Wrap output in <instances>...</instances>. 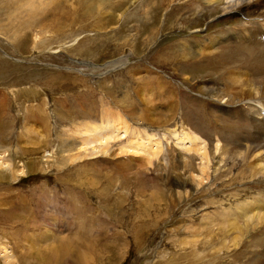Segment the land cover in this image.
I'll return each mask as SVG.
<instances>
[{"label": "rangeland", "instance_id": "rangeland-1", "mask_svg": "<svg viewBox=\"0 0 264 264\" xmlns=\"http://www.w3.org/2000/svg\"><path fill=\"white\" fill-rule=\"evenodd\" d=\"M22 1L15 17L0 8V264H264L260 231L226 246L209 232L196 234L207 231L208 214L216 211L209 199L237 187L258 191L255 179L227 186L212 165L206 187L197 190V150L187 153L189 141L162 132L184 120L198 147H231L222 164L240 170L242 127L223 111L226 86L200 89L211 88L222 68L212 64V53L184 49L188 60L178 46L201 40L206 47L211 33L243 17L215 5L186 12L195 13L187 25L177 21L185 8L173 1ZM35 6L55 25L22 30L27 20L39 22ZM33 85L34 97L22 91ZM173 103L179 110L166 123ZM116 116L159 139L160 154L145 155L152 164L137 159L127 166L129 155H111L135 142L130 132L112 141L109 154L93 153L99 142L81 145L87 123L103 126ZM183 153L193 156L186 172L176 162ZM183 179L191 185L180 187ZM180 189L189 192L182 201L172 194Z\"/></svg>", "mask_w": 264, "mask_h": 264}, {"label": "bare ground", "instance_id": "bare-ground-1", "mask_svg": "<svg viewBox=\"0 0 264 264\" xmlns=\"http://www.w3.org/2000/svg\"><path fill=\"white\" fill-rule=\"evenodd\" d=\"M49 1L50 6H54L60 0ZM62 1L66 2V0ZM165 1L167 4L172 3V1L176 2V5L178 6L177 9H179V7L185 8L181 12L182 21L177 20L179 21L178 23L182 24H187L191 19L192 14H195L193 12L187 17H183L186 12H191L196 9L200 11V8L202 9V7L208 8L209 6L215 5L223 6L222 11L224 14H239L243 17L239 23H235V26L220 28L214 34L211 33L206 47L200 44L201 40L198 43L188 42L190 47H188L187 44H184V46H178L179 50H182L184 57H187L183 52L184 49L191 50V52L198 51L201 53L200 51H206V53H212V64L217 63V65L222 68L218 73L212 72L213 79L210 81V85L212 84L211 88L200 86V89L204 88L206 91H212L214 89L213 86L219 83H224L226 86V90L224 91H226L227 94H225V96L220 95L219 97L220 100L225 97L224 100L221 101V103H223L222 105H224L223 111L226 114L225 116H227L228 121L234 120V123L240 124L242 127L240 140L237 138L240 141L238 144L240 149L236 150L237 157H239L238 168H240V170L236 174H233L230 170L231 168H226L227 165L223 166L222 164V162L225 161L224 159L226 155L232 153L231 147L220 144V142L216 145L214 153H212L209 145L198 147L197 145L200 140L199 137L196 136L191 128L185 124L184 120H176L168 127L162 129V132L168 135L170 134L182 138V142L189 141L190 145L185 147L187 153L193 152L195 155L197 150V156H199L201 162L198 167L199 174L195 173L194 175L195 180L198 181L197 190L206 187L205 183L211 178V172L209 170L212 165L214 166V176L217 177V174L224 176L225 178L223 182H225L227 186H230L231 183L234 182L243 183L245 180H243V178L245 177L246 179L253 177L255 179L254 181L258 183L260 186L258 191H254L248 186L244 188L237 187L234 191L226 193L227 195L223 194L224 196H216L209 199V203H212L219 208L213 205L216 208V211H213L210 216V213L208 214L207 218L209 221L205 226L207 231L198 228L196 233L199 236L206 237L209 232L211 240L221 239L225 246L233 240L235 241V244L236 242L240 244L243 242L244 235L248 236L250 231L257 230L264 234V0H163V2ZM22 4V0H6L5 4H0V8L9 9L10 13H13L11 16L15 17L20 13ZM33 9L36 11L34 10L32 14L36 15L39 22L38 20L36 23L32 20H27V22L22 25V30L32 29L33 31V29H36L39 24H45L44 21H48V24L45 26L52 27L55 25L50 21L51 19L46 11H41L38 6H35ZM249 9H251L250 14ZM28 16H30V14ZM33 17L34 16H32V18ZM178 19H180V16ZM187 25H189V23ZM183 27H185V25H183ZM55 28L59 31L61 29L58 25H56ZM186 59H188V57ZM124 61L125 60L122 59L117 67L111 68V70L117 69L120 64L122 66V64L125 63ZM29 81L30 80L25 83H28ZM33 86L34 87L30 88H22V91H24L26 95L30 92L32 94H30L31 97H34L39 90L37 89V86ZM19 93H21L20 90ZM27 98H29V96H27ZM173 105L175 104L173 103ZM173 105L169 106L167 108L168 111L164 112L166 123L168 122V116L174 115L177 110H179L180 104ZM177 106L178 108H176ZM124 120L121 117L116 116L112 120L107 121L103 126L97 125L95 122L87 123L89 126L85 131V142L81 145L85 144L87 146L88 144L99 142V144L94 143L95 145L93 146H95V148L92 150L93 153L98 154L101 152L102 154H109L112 150V145H110L112 141H115L116 139L118 140L123 134L128 135L130 132L133 133L130 135L132 138L134 137L135 140H133L135 142L119 146L120 148L114 149L111 155H115L116 157H118L120 153L129 155L130 157L125 159L127 161V166L130 162H135L137 159L146 165L152 164L148 162L149 159L146 158L145 155L148 154V156L154 158L156 157V153L160 154V148L162 145L159 144V139L155 137V135H152V133L148 135L147 133H139L137 131L139 130L138 128L134 127V129H132L133 126L131 127L130 124H126L127 121ZM156 120L162 121L161 119L154 117L151 121ZM234 126L235 125H233V127ZM122 131L123 133H121ZM71 145H67V150L72 149ZM99 145L100 148L96 150V147ZM234 152L235 151H233V153ZM184 155L185 156L181 161L176 160V162L181 164L182 169L186 172L187 168L191 166L193 156H186L187 154ZM172 170L175 171L174 169ZM190 173L192 174V172ZM226 177H228L229 180H227ZM111 184L114 185L113 180L110 181V185ZM177 184L180 187L191 185L186 179L181 181L177 180ZM104 188L106 190H111V186ZM182 190L180 189L176 193H172L175 195L178 194L181 201L189 197V192L185 191L183 193ZM170 208L171 207H169V209ZM233 232L237 233L234 238L231 237ZM230 237L232 239H230ZM255 240H253V243ZM259 241L262 243L260 245L262 248V246H264V236L261 237ZM198 242H200V240L195 244Z\"/></svg>", "mask_w": 264, "mask_h": 264}]
</instances>
